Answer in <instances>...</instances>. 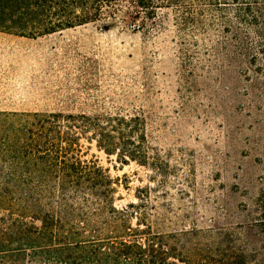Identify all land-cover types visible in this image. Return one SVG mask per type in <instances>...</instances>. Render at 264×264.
<instances>
[{
    "label": "rangeland",
    "instance_id": "374dc122",
    "mask_svg": "<svg viewBox=\"0 0 264 264\" xmlns=\"http://www.w3.org/2000/svg\"><path fill=\"white\" fill-rule=\"evenodd\" d=\"M177 10L157 8L134 26L105 11L96 22L17 39L51 48L33 56L48 89L33 101L18 92L0 112L138 117L139 160L100 150L91 132L80 138L78 157L107 171L125 219L177 264H236L243 253L264 264V77L199 49Z\"/></svg>",
    "mask_w": 264,
    "mask_h": 264
},
{
    "label": "trees",
    "instance_id": "16d2710c",
    "mask_svg": "<svg viewBox=\"0 0 264 264\" xmlns=\"http://www.w3.org/2000/svg\"><path fill=\"white\" fill-rule=\"evenodd\" d=\"M157 8H177L180 30L206 54L264 77V0H0V31L36 37L96 22L105 11L134 26ZM138 122L0 112V164L45 165L0 167V264H177L116 208L107 171L78 157L81 135L91 132L100 150L139 160L135 138H146ZM242 256L236 264H249Z\"/></svg>",
    "mask_w": 264,
    "mask_h": 264
},
{
    "label": "crops",
    "instance_id": "0c3cea01",
    "mask_svg": "<svg viewBox=\"0 0 264 264\" xmlns=\"http://www.w3.org/2000/svg\"><path fill=\"white\" fill-rule=\"evenodd\" d=\"M17 39L29 38L0 32V102L17 100L18 92L24 94L21 100H41V93L48 89L45 84L48 76L34 72L33 56L37 53L47 57L51 48L18 42ZM52 50L55 51L54 48ZM45 64L40 63L38 68L47 69V62Z\"/></svg>",
    "mask_w": 264,
    "mask_h": 264
}]
</instances>
